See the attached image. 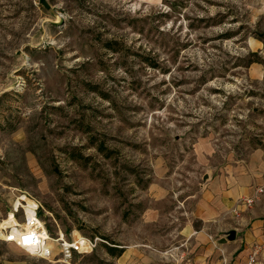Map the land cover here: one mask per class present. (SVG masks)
Returning <instances> with one entry per match:
<instances>
[{"label": "rangeland", "instance_id": "obj_1", "mask_svg": "<svg viewBox=\"0 0 264 264\" xmlns=\"http://www.w3.org/2000/svg\"><path fill=\"white\" fill-rule=\"evenodd\" d=\"M255 151L264 0H0V229L20 197L102 240L68 264H194L203 184Z\"/></svg>", "mask_w": 264, "mask_h": 264}, {"label": "crops", "instance_id": "obj_2", "mask_svg": "<svg viewBox=\"0 0 264 264\" xmlns=\"http://www.w3.org/2000/svg\"><path fill=\"white\" fill-rule=\"evenodd\" d=\"M249 198L251 205L240 203ZM195 218L194 264H222V256L230 264H246L254 252L256 264H264V152H253L243 167H230L203 184ZM229 231L235 233L231 241ZM217 232L215 247L211 241Z\"/></svg>", "mask_w": 264, "mask_h": 264}, {"label": "built area", "instance_id": "obj_3", "mask_svg": "<svg viewBox=\"0 0 264 264\" xmlns=\"http://www.w3.org/2000/svg\"><path fill=\"white\" fill-rule=\"evenodd\" d=\"M241 204L249 206L253 199L240 200ZM21 211L23 221L21 226H15L14 230L10 228L3 230L0 240L6 243L14 244L18 249L41 260L51 263L68 264L74 256H83L93 253L101 239L94 237L88 238L78 234L65 238L62 232H58L55 237H51L45 228V224L39 218V206L34 203L33 206L21 201L19 208L11 209L12 217ZM256 252L249 256L246 264H256ZM222 264H230L222 256Z\"/></svg>", "mask_w": 264, "mask_h": 264}, {"label": "bare ground", "instance_id": "obj_4", "mask_svg": "<svg viewBox=\"0 0 264 264\" xmlns=\"http://www.w3.org/2000/svg\"><path fill=\"white\" fill-rule=\"evenodd\" d=\"M18 199H20V197H19ZM18 199L13 203V205H12V209H13V208H19V206H20V204H21V201L26 202V203H27L28 205H30V206H33V205H34V203H33L32 201H28L27 199H23V200H18ZM1 222H2V223H4V222H10L11 225H10V226L6 225V226L2 227V229H0V236H1L2 231H3V230H7V229H9V227H11V228H10L11 230H14V227H15V226H21V225L17 224V222H16V220L14 219V217H12V212H9V213L7 214V217L4 218L3 220H1ZM5 227H8V228H5Z\"/></svg>", "mask_w": 264, "mask_h": 264}, {"label": "trees", "instance_id": "obj_5", "mask_svg": "<svg viewBox=\"0 0 264 264\" xmlns=\"http://www.w3.org/2000/svg\"><path fill=\"white\" fill-rule=\"evenodd\" d=\"M123 249H119L117 250V248L115 247H110L108 248V253L111 255V256H120L122 254V251Z\"/></svg>", "mask_w": 264, "mask_h": 264}, {"label": "water", "instance_id": "obj_6", "mask_svg": "<svg viewBox=\"0 0 264 264\" xmlns=\"http://www.w3.org/2000/svg\"><path fill=\"white\" fill-rule=\"evenodd\" d=\"M205 179H206V177H205ZM226 236H227V240L231 241L234 239L235 233H234V231H229ZM222 241H225V240H222Z\"/></svg>", "mask_w": 264, "mask_h": 264}]
</instances>
